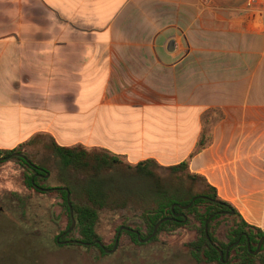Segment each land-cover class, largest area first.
<instances>
[{
    "label": "crops",
    "instance_id": "1",
    "mask_svg": "<svg viewBox=\"0 0 264 264\" xmlns=\"http://www.w3.org/2000/svg\"><path fill=\"white\" fill-rule=\"evenodd\" d=\"M251 1L0 0V150L45 134L132 164L189 160L264 230V0Z\"/></svg>",
    "mask_w": 264,
    "mask_h": 264
},
{
    "label": "trees",
    "instance_id": "2",
    "mask_svg": "<svg viewBox=\"0 0 264 264\" xmlns=\"http://www.w3.org/2000/svg\"><path fill=\"white\" fill-rule=\"evenodd\" d=\"M43 136L45 134H37L12 150L1 149L0 157L23 152V148L36 145ZM207 141L205 132L198 149L203 148ZM49 149L51 150L49 163L57 171L56 178L62 187L68 188V191H61L66 210L72 218L68 203V192H70L76 225L81 234L80 240L90 243L88 245L98 247L106 253L97 242L102 241L97 232L101 212L124 210L131 213L129 216L138 218L141 227H146L147 234L137 229L141 233V238L151 235L160 220L170 218L160 225L157 234L148 242L156 240L163 231H175L193 224L195 219L201 224L202 236L193 241L190 247L192 255L199 262L264 264V249L258 254L254 253L264 236V230L244 222L238 210L231 203L221 199L217 189L203 175L190 170L189 160L172 166H162L154 159L132 164L124 157L106 149L84 145L60 146L54 139ZM25 154L29 157L26 152ZM27 166L32 170L29 164ZM42 166L46 168L47 165L45 163ZM38 179L33 173L28 174L27 184L35 188ZM36 191L41 192L37 189ZM196 197L189 208L180 207L189 204ZM232 211L234 214L231 213ZM224 214L234 219L235 224L228 233L229 243L226 247H220L215 244L217 239L213 231V222ZM212 215L213 218L208 224V238L206 223ZM121 227L118 233L126 232L132 235L138 244H142L134 231L121 230ZM66 232L63 231L58 236V240ZM232 244L234 245L231 246ZM217 246L224 251L223 257ZM229 247V258H227L226 252Z\"/></svg>",
    "mask_w": 264,
    "mask_h": 264
},
{
    "label": "rangeland",
    "instance_id": "3",
    "mask_svg": "<svg viewBox=\"0 0 264 264\" xmlns=\"http://www.w3.org/2000/svg\"><path fill=\"white\" fill-rule=\"evenodd\" d=\"M262 2L251 1L249 7L260 6ZM51 142V138L43 136L36 145L22 150L45 174L50 173L37 181L43 190L27 184L28 174L33 170L26 164L15 158L0 162V264H219L199 262L192 255L190 244L202 236L201 224L195 219L193 224L163 231L156 240L142 244L132 235L122 233L114 252L104 253L93 245L59 242L58 236L63 231L68 233L60 237L61 241L80 240L81 234L77 225L68 231L72 218L66 210L62 189H53L62 185L56 178L55 167L49 163ZM45 163L48 171L42 166ZM130 214L124 210L101 212L97 232L108 249L115 246L120 226L141 229L147 234L146 227L140 226L141 221ZM234 224L227 214L213 222L215 244L226 247Z\"/></svg>",
    "mask_w": 264,
    "mask_h": 264
},
{
    "label": "water",
    "instance_id": "4",
    "mask_svg": "<svg viewBox=\"0 0 264 264\" xmlns=\"http://www.w3.org/2000/svg\"><path fill=\"white\" fill-rule=\"evenodd\" d=\"M15 154L20 155V156H22V157H27L26 155H23V154H20V153H15ZM35 166H36V165H35ZM49 175H50V173H46V176H45V177H49ZM53 189H54V190L62 189V190H67V191H68V188H67V187L53 188ZM201 197H205V196H201ZM196 199H197V197L194 198V200H193L192 202H190L189 204H187V205H180V207H182V208H184V209H187V208H189V207L193 204V202H194ZM68 203H69V206H70V211H71V216H72V226H71L70 229L68 230V231L70 232V231L76 226V224H77V220H76V218H75V214H74L73 205H72V203H71V193H70V192H68ZM175 206H176V204L173 206V208H175ZM231 213L234 214V211H232ZM212 218H213V215L209 218V220H208L207 223H206V234H207L208 238H209L208 224H209V222H210V220H211ZM168 219H170V218L166 217V218L160 220V221L157 223V225L155 226V229H154L153 233H152L151 235H149L147 238H141V233H140L139 230H137V229H133V228H130V227H127V226H122V227H121V230H124V229H125V230H131V231H134V232L138 235V237L140 238V241H141V242H147V241H149L151 238H153V237L157 234L160 225H161L163 222L167 221ZM120 235H121V232L118 233L117 240H116V244H115V246H114L112 249H108V248L104 245V243H103L102 241H100V240H98L97 242H98V244H100V245L102 246V248H103L105 251H107V252H114V251L117 249V246H118V243H119V239H120ZM73 241L75 242L76 240H73ZM79 242H81V243H83V244H90V243H85V242L80 241V240H79ZM263 242H264V236H263L262 239L260 240V243H259V245H258L257 250L254 251L255 254H258V253L260 252ZM236 243H238V242H236ZM249 247L251 248V244H249ZM217 248L220 250L221 257H223V256H224V251L221 250L218 246H217ZM229 249H230V247H229L228 250H227V258H229Z\"/></svg>",
    "mask_w": 264,
    "mask_h": 264
},
{
    "label": "flooded vegetation",
    "instance_id": "5",
    "mask_svg": "<svg viewBox=\"0 0 264 264\" xmlns=\"http://www.w3.org/2000/svg\"><path fill=\"white\" fill-rule=\"evenodd\" d=\"M15 153H20V154H23V155H26L25 153H23V152H14V153H12V154H10V155H2L1 157H0V162L1 161H5V160H11V159H13V158H15V159H18L20 162H22L23 164H29L30 166H31V168H32V170H33V174H34V177H38V178H40V177H43V176H46V174H45V170H43V169H40L39 167H37V166H35V164L30 160V158L27 156V157H22V156H20V155H17V154H15ZM33 182H34V179H33ZM35 188H37V189H40V190H43L40 186H38L37 184H35ZM68 232H66L63 236H65L66 234H67ZM73 240H76L75 242L73 241ZM81 241V240H80ZM59 242H61V243H79V244H83V243H81V242H79V240L78 239H68V240H63V241H61L60 239H59ZM84 245H88V244H84ZM105 245V244H104ZM234 244H232L231 246H233ZM230 246V247H231ZM102 247V246H101ZM228 250V249H227ZM230 250V249H229ZM226 254H227V252H226Z\"/></svg>",
    "mask_w": 264,
    "mask_h": 264
}]
</instances>
